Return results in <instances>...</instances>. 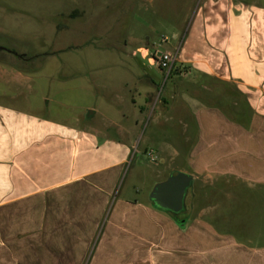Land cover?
I'll use <instances>...</instances> for the list:
<instances>
[{
  "label": "crops",
  "instance_id": "1",
  "mask_svg": "<svg viewBox=\"0 0 264 264\" xmlns=\"http://www.w3.org/2000/svg\"><path fill=\"white\" fill-rule=\"evenodd\" d=\"M183 32L176 50L186 72L171 73L154 110L194 121L178 170L193 178L186 222L150 199L119 197L120 177L134 163L135 128L101 133L79 116L51 118L0 100V264H264V7L201 0ZM170 37L173 49L179 30ZM178 80L218 98L189 97L185 87L176 90ZM84 110L85 120L97 113ZM179 136L176 145L189 143L186 131ZM147 138L159 155H182L165 146L171 132ZM170 170L156 172L148 191Z\"/></svg>",
  "mask_w": 264,
  "mask_h": 264
},
{
  "label": "rangeland",
  "instance_id": "2",
  "mask_svg": "<svg viewBox=\"0 0 264 264\" xmlns=\"http://www.w3.org/2000/svg\"><path fill=\"white\" fill-rule=\"evenodd\" d=\"M243 1L264 7V0ZM200 2L0 0V100L51 118L79 116L81 125L90 124L101 133L113 134L121 125L135 128L134 163L120 177L117 190L122 198L149 199L148 188L156 172L164 167L179 170L186 166L182 156L196 134L190 114L176 110L169 117L155 111L164 104L172 74L166 75L150 56L160 34L166 35L168 42L159 50L176 49ZM178 30L172 49V44L168 45L172 41L170 33ZM183 69L181 74L186 72ZM143 73L146 80L140 76ZM176 83V90L185 87L189 97L218 98L186 82ZM179 95L173 100L177 107L182 104ZM87 107L97 111L89 120H85ZM139 107L148 109L140 114ZM241 109L245 113L243 103ZM180 116L184 119L181 124ZM135 119L140 120L137 126ZM158 129L173 133L174 138L169 139L172 143L165 146L170 150L180 147V157L157 154L156 163L150 162L146 152L156 144L147 135ZM182 131L190 141L176 145ZM192 190L199 194L200 179H195ZM178 215L185 217V211Z\"/></svg>",
  "mask_w": 264,
  "mask_h": 264
},
{
  "label": "water",
  "instance_id": "3",
  "mask_svg": "<svg viewBox=\"0 0 264 264\" xmlns=\"http://www.w3.org/2000/svg\"><path fill=\"white\" fill-rule=\"evenodd\" d=\"M192 176L172 170L166 179L155 183L149 193L152 203L164 210L179 212L183 209L187 189L192 185Z\"/></svg>",
  "mask_w": 264,
  "mask_h": 264
},
{
  "label": "built area",
  "instance_id": "4",
  "mask_svg": "<svg viewBox=\"0 0 264 264\" xmlns=\"http://www.w3.org/2000/svg\"><path fill=\"white\" fill-rule=\"evenodd\" d=\"M168 42V37L164 34H160L159 43L156 48H154V52L150 56L152 63L156 64V66L163 71H166V75L170 73V71L174 68L177 62V50L170 52L168 50H159L158 47L162 44H166ZM156 45V44H154ZM180 72H182L183 66L180 67ZM146 155L149 157L151 163H156L157 153L154 149H149L146 152Z\"/></svg>",
  "mask_w": 264,
  "mask_h": 264
},
{
  "label": "trees",
  "instance_id": "5",
  "mask_svg": "<svg viewBox=\"0 0 264 264\" xmlns=\"http://www.w3.org/2000/svg\"><path fill=\"white\" fill-rule=\"evenodd\" d=\"M181 66H182L181 64L176 63V65H175L174 68L170 71V73H172V74H176V72H180L179 69H180ZM190 188H191V186H190ZM187 190H189V189H187ZM186 193H187V191H186ZM185 198H186V197H184V202H183L184 205H183V209H182L181 211H179V212H172V211H169V210H164V209H161V208L155 206L154 204H153V205H154L156 208H158V209H160V210L166 212L167 214H169V215L172 217V219H173L178 225H183V224L186 222L187 217H180V215H178V214H179L180 212H184V211H186V209H185Z\"/></svg>",
  "mask_w": 264,
  "mask_h": 264
}]
</instances>
